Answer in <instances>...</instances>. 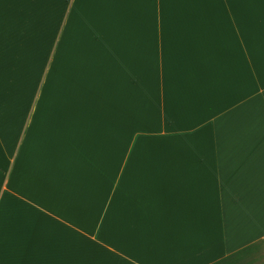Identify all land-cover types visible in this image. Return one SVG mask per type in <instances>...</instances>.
<instances>
[{"label": "crops", "instance_id": "1", "mask_svg": "<svg viewBox=\"0 0 264 264\" xmlns=\"http://www.w3.org/2000/svg\"><path fill=\"white\" fill-rule=\"evenodd\" d=\"M39 65L0 264H264V0H0V82Z\"/></svg>", "mask_w": 264, "mask_h": 264}, {"label": "rangeland", "instance_id": "2", "mask_svg": "<svg viewBox=\"0 0 264 264\" xmlns=\"http://www.w3.org/2000/svg\"><path fill=\"white\" fill-rule=\"evenodd\" d=\"M39 27V25L37 26ZM58 32L59 25L57 18L50 19V36H51V54L53 58L54 52L56 51L58 42ZM75 41L74 43H76ZM38 44H36L35 56L37 58L43 57L42 49H38ZM46 56V55H45ZM56 56V55H55ZM46 68V65L36 66L35 70L32 72L30 81L27 80L26 67L20 66V71H16L12 74L14 80L7 81L4 80L0 82V94L3 97V105L12 107L18 113L19 121L23 122L26 120L28 107L32 105L33 93L36 92V85H38L42 74Z\"/></svg>", "mask_w": 264, "mask_h": 264}]
</instances>
